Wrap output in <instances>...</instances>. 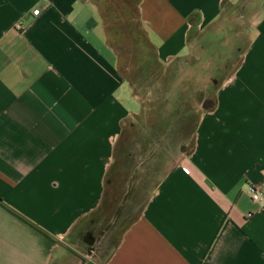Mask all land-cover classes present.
<instances>
[{
    "label": "crops",
    "instance_id": "0c3cea01",
    "mask_svg": "<svg viewBox=\"0 0 264 264\" xmlns=\"http://www.w3.org/2000/svg\"><path fill=\"white\" fill-rule=\"evenodd\" d=\"M241 5L245 43L201 108L181 72L212 65L195 48L214 33L232 53ZM152 59L158 86L121 70ZM189 144L168 168L161 147ZM153 146L164 172L105 259L110 173ZM0 264H264V0H0Z\"/></svg>",
    "mask_w": 264,
    "mask_h": 264
},
{
    "label": "rangeland",
    "instance_id": "374dc122",
    "mask_svg": "<svg viewBox=\"0 0 264 264\" xmlns=\"http://www.w3.org/2000/svg\"><path fill=\"white\" fill-rule=\"evenodd\" d=\"M245 4V1H243L242 5ZM242 5L239 10H237L233 16L232 19L229 21L231 22V28L233 29V33L236 32L237 34V44L234 46L232 53L230 52V49L227 44L221 42L219 39H224V32L222 31L219 33H214L212 36H208L205 38L202 42L201 48H195V59L203 60L205 58L212 59L211 63L212 65L209 66L208 63L205 61L202 62H196L195 65L186 67L183 72H181L183 75H198L200 77V80L198 81V78H195V104H198L201 108L208 106L213 102V95L215 88L218 86L219 81L230 74L232 68H234L235 60L238 57V49L239 47H242L245 43L244 39V32L243 28L244 26L249 24V21L247 18L240 19L238 18V15H244L247 16L245 13L243 14L242 11ZM237 16V17H236ZM219 33V34H218ZM216 34L218 36L214 37ZM239 36V37H238ZM204 46H207L204 48ZM124 47H129L128 45H124ZM224 59H227L226 64L223 65ZM221 62V65L215 66L213 64L217 62ZM160 65H158L155 60H151L150 66L141 67L140 65H127L123 66L121 70L123 69L124 73L126 74L127 78L131 80V82L137 86V85H143V86H158V82H146L142 81L144 76H147L148 73H151V75H155L160 72ZM145 69V70H144ZM213 69H215L216 74L213 75L215 79V85L212 84L213 79L207 78L206 74H209L213 72ZM185 76V75H184ZM206 76V77H205ZM212 78V74L210 76ZM135 78H140L141 82L136 81ZM199 88V90H198ZM154 89V88H153ZM198 98V99H197ZM168 118L173 117L172 115H167ZM197 114L195 113V122H196ZM194 120V117H193ZM193 120L189 116L188 124L190 126L193 125ZM156 131H154L155 133ZM160 131H157L159 133ZM184 133L185 141L188 142L190 137L192 136V130L187 129L182 131ZM175 131L168 130L167 131V137L168 139L171 137H174ZM123 137L127 139V128L125 126L124 135ZM169 142L173 140H168ZM149 150V154L152 155L151 161L157 160V164H147L146 167H143L145 165L143 164H133V163H127L124 161L122 163V158L118 159V161L115 163L117 170H112L110 173V186L107 188V192L105 194V202L104 205L108 208V212L112 217L111 222L107 226H103L104 230V237L110 238L112 237V234L120 228L121 225L124 223L130 222L141 210L143 205L146 203L148 198L150 197L153 189L155 188L157 182H158V176H160L164 170V167H161V169H157L159 167V146H153V147H145ZM191 148L190 144L187 146H162L161 151L162 155L166 153L167 155V167L169 168L170 165L173 162V156L177 155V152L182 150H189ZM123 149V150H122ZM125 149V151H124ZM143 147L139 146H128V144L124 145L123 148H121V153L129 154L135 152L136 155L141 154L140 150H142ZM133 151V152H132ZM143 151V150H142ZM143 153V152H142ZM128 155V156H129ZM142 155V154H141ZM162 160H164V156H162ZM148 167V168H147ZM153 170H157L155 172H152ZM139 173H141V177L139 178ZM101 234H97L96 236H100ZM100 238H98L99 240Z\"/></svg>",
    "mask_w": 264,
    "mask_h": 264
},
{
    "label": "trees",
    "instance_id": "16d2710c",
    "mask_svg": "<svg viewBox=\"0 0 264 264\" xmlns=\"http://www.w3.org/2000/svg\"><path fill=\"white\" fill-rule=\"evenodd\" d=\"M127 226V223H124L123 225L120 226V228H118L113 234H112V237H111V241L109 243V248L107 249V252H106V257H109V255L112 253V251L114 250V247H115V244H114V239L126 228Z\"/></svg>",
    "mask_w": 264,
    "mask_h": 264
},
{
    "label": "built area",
    "instance_id": "2783aa9c",
    "mask_svg": "<svg viewBox=\"0 0 264 264\" xmlns=\"http://www.w3.org/2000/svg\"><path fill=\"white\" fill-rule=\"evenodd\" d=\"M34 13L37 14L38 13V9L34 10ZM16 29L17 30H21L22 29V24H18L16 25ZM251 190V199L255 202H262L263 201V197L261 195V193L258 190H255L254 188H250Z\"/></svg>",
    "mask_w": 264,
    "mask_h": 264
}]
</instances>
